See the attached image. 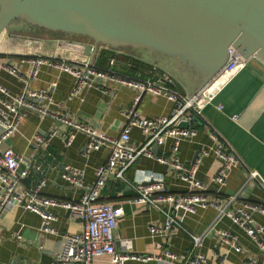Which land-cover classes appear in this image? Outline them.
<instances>
[{
	"label": "crops",
	"instance_id": "obj_1",
	"mask_svg": "<svg viewBox=\"0 0 264 264\" xmlns=\"http://www.w3.org/2000/svg\"><path fill=\"white\" fill-rule=\"evenodd\" d=\"M42 38L45 40H41ZM56 39L60 38L14 34L10 25L0 34V63L11 61L14 64L21 54L53 53L60 46ZM109 49L112 50L111 54L103 59L102 63H106L108 58L114 56L116 67L122 71L153 78H159L156 74L163 77L170 73L183 86L185 93L197 90L205 77L188 59L180 60L168 56L159 60L156 56L150 57V60H143L137 55H128L115 48ZM132 59L141 60L146 65L136 66ZM20 68L22 71L28 70L30 62L20 63ZM51 81H56L57 84L53 98L48 104L50 110L115 136L124 128L126 123L124 111L131 107L135 96L132 88L113 84L104 92L91 86L85 89L81 97L70 96L73 76L67 71L47 64L40 65L36 77L30 81L29 86L40 88ZM0 82L13 93L20 92L23 87L20 80L5 70L0 72ZM217 103L223 105L222 110L217 109ZM172 107L173 102L166 97L145 92L136 109L140 115L154 117L159 114L169 115ZM203 113L204 117H198L190 122L189 126L196 130L195 134L180 141L178 152L180 159L186 163L191 162L199 155L200 149L211 142L204 126V119L208 120L225 138L240 160L231 167L224 183L210 181L207 192L222 206L225 204L228 206L226 199L229 196H235L229 206L264 203V189L261 184L255 179H247L248 171L251 169H256L264 178V62L255 56L251 57L248 65L231 78L212 103L204 108ZM233 115H236V118H233ZM53 126H56L60 133L53 136L43 147L35 150L29 139L35 134L46 137ZM69 128L51 117H42L39 113L31 111L21 121L18 130L4 143L25 155L23 167L27 165L28 160L34 162V166L30 167L24 179L25 184L33 185L44 176L46 184L41 190L42 193L61 199H77L81 194L80 188L73 187L61 176L65 166L80 169L83 182L89 184L95 179L96 167L104 163L109 154L106 147L86 151L87 136L82 131L74 132L70 144H65L63 133ZM130 140L137 145L145 141L139 127H131ZM170 141L167 138L157 145L153 157L141 156L126 169L125 177L132 180L136 169L142 168L162 173L170 190L185 189L184 182L175 175V172L156 159V155L169 152ZM219 162L214 153L204 155L198 169V177L204 182L207 181L208 175L216 171ZM36 165L40 168L37 169ZM133 194V187L126 180L117 178L109 179L100 194V200L122 203L124 206L125 212L118 219L114 230L117 248L124 250L125 247H130L134 253L150 256L148 259H128L124 264H173L169 259L158 260L154 255H162L163 248L186 254L193 243L191 235H200L211 225L236 235L239 249L221 244L214 232L207 233L202 236L200 250L209 262L216 263L223 259L222 264H249L251 261L253 264H264V237L262 246L239 223L227 216L216 218L218 210L215 206L197 207L192 212L179 209L176 218L180 226L175 225L169 235H153L150 226L162 223L165 216L152 205L130 204L128 200ZM51 209L57 215L53 223L55 228L53 233L41 230L40 215L22 206H13L0 214V264H54L55 255L63 245V234L80 231L82 223L78 219H73L68 211L61 207L54 206ZM252 218L256 225L264 229L263 213L253 211ZM16 234L20 237H16ZM93 264H110L109 257L98 256Z\"/></svg>",
	"mask_w": 264,
	"mask_h": 264
},
{
	"label": "built area",
	"instance_id": "obj_2",
	"mask_svg": "<svg viewBox=\"0 0 264 264\" xmlns=\"http://www.w3.org/2000/svg\"><path fill=\"white\" fill-rule=\"evenodd\" d=\"M56 42L60 46L53 53L21 54L14 64L11 61L0 63V72L5 70L23 83L21 91L13 93L0 82V214L13 206H22L38 213L41 217V230L49 233L55 232L53 223L57 215L51 209L54 206L65 209L73 219L80 220L82 223L80 231L63 234V245L55 255L54 264H93L94 260L101 255H107L110 264H124L128 259H148L150 256L134 253L130 247L119 250L116 246L114 230L118 219L125 212L124 206L122 203L99 200V198L107 181L117 178L126 180L133 187L134 194L128 200L130 204L146 203L164 214L165 220L162 223L150 226V232L153 235H169L175 225L180 226L176 218V212L179 209L192 212L197 207L213 205L218 210L216 218L229 217L247 229L251 237L263 246L264 229L254 223L252 212L258 211L264 214V203L229 206L231 200L235 198V196H229L226 199L228 206L226 204L222 206L207 192L210 181L224 183L231 167L240 160L219 131L204 119V126L211 142L200 149L199 155L189 163L182 161L178 154L180 141L196 132L189 126L190 122L196 116L204 117V108L212 103L237 72L248 65L251 57H245L232 44L228 45L223 64L197 90L185 93L173 86L171 80L164 81L160 77H144L119 70L114 56L108 58L106 63H99L98 53L105 46H99L97 52L89 56L85 53V45L91 42L66 39H56ZM71 42H74L77 47L65 45ZM24 61L30 62V68L26 71L20 68V63ZM41 64L55 66L73 76L74 82L69 92L70 96L81 97L85 89L91 86L104 92H107L113 84L132 88L135 96L131 107L124 111L126 123L121 132L116 136L111 135L85 122L50 110L48 104L53 98L56 81H51L40 88L29 86ZM163 77L169 79L167 74ZM145 92L171 100L173 102L171 113L154 117L140 115L136 106ZM216 107L222 110L223 105L217 103ZM31 111L39 113L42 117H51L70 127L66 133H63L64 143L67 145L70 144L74 132L82 131L87 136L86 151L99 147L108 148V157L104 163L96 167L95 179L92 183L83 182L80 169L64 167L61 176L73 187L81 190L77 199H61L43 194L41 190L46 184L44 176H41L33 185L25 184L24 179L30 167L34 166V162L28 160L27 165L23 167L25 155L10 145H4ZM232 117L236 118V115ZM182 121L187 122L188 125L180 126ZM133 126L139 127L145 136V141L139 145L130 140V129ZM58 133H60L58 128L53 126L46 137L35 134L29 142L35 150H38ZM167 138L171 140L169 152L156 155V159L172 169L184 182L186 188L170 190L162 173L142 168L136 169L132 180H128L125 177L126 169L141 156L153 157L155 155L153 145L155 143L159 145ZM210 153H214L220 162L216 171L208 175V180L204 182L198 177V169L202 157ZM36 168L39 169L40 166L36 165ZM247 179L257 180L264 189V178L256 169L248 171ZM210 232L217 234L221 244L239 249L236 235L211 225L204 233L191 235L193 243L186 254L163 248L162 255H154V257L158 260L169 259L173 264H222L223 259L216 263L209 262L200 250L202 236ZM15 236L20 237L18 234ZM249 264H253V261Z\"/></svg>",
	"mask_w": 264,
	"mask_h": 264
},
{
	"label": "water",
	"instance_id": "obj_3",
	"mask_svg": "<svg viewBox=\"0 0 264 264\" xmlns=\"http://www.w3.org/2000/svg\"><path fill=\"white\" fill-rule=\"evenodd\" d=\"M20 19L89 37V56L99 46L129 45L188 59L205 76L202 83L223 64L230 44L264 62V0H0V34ZM167 76L156 74L184 91Z\"/></svg>",
	"mask_w": 264,
	"mask_h": 264
},
{
	"label": "rangeland",
	"instance_id": "obj_4",
	"mask_svg": "<svg viewBox=\"0 0 264 264\" xmlns=\"http://www.w3.org/2000/svg\"><path fill=\"white\" fill-rule=\"evenodd\" d=\"M11 27H13L14 34H19L22 36H32V37H52V38H60V39H66L70 41H87L91 42V39H86L78 36L71 35L70 33H60L55 32L52 33L50 31L40 30L35 28V25H32L31 23H28L24 20H16L13 21L11 24ZM17 28V29H15ZM12 30V29H11ZM117 50H121L122 52L127 53L128 55H137L138 57H141L143 60H150V57H156L158 56L159 60H162L165 57H168L169 55H163L158 51H149L142 47H133L130 48H121L116 47ZM171 57V56H170Z\"/></svg>",
	"mask_w": 264,
	"mask_h": 264
},
{
	"label": "trees",
	"instance_id": "obj_5",
	"mask_svg": "<svg viewBox=\"0 0 264 264\" xmlns=\"http://www.w3.org/2000/svg\"><path fill=\"white\" fill-rule=\"evenodd\" d=\"M67 34H68V33H67ZM74 36H77V35H74ZM86 39H88V38H86ZM89 39H90V38H89ZM111 51H112V50H110L109 48H106V47L102 48V49L100 50V52L98 53V57H97L98 62H99V63L104 62L103 59L109 57V55L111 54ZM132 62H133L134 65H136V66H141V65L144 66V65H146L143 61H141V60H137V59H132ZM99 200H100V198H99Z\"/></svg>",
	"mask_w": 264,
	"mask_h": 264
},
{
	"label": "flooded vegetation",
	"instance_id": "obj_6",
	"mask_svg": "<svg viewBox=\"0 0 264 264\" xmlns=\"http://www.w3.org/2000/svg\"><path fill=\"white\" fill-rule=\"evenodd\" d=\"M35 28L40 29V30L50 31V32H52V33H55V32L65 33V32H62V31L49 30V29H46V28L38 27V26H35ZM70 34H71V33H70ZM71 35H77L78 37L88 38V39H89V37H87V36H85V35H80V34H71ZM87 41H88V40H87ZM120 47H121V48H128V47H129V48H130L131 46H129V45H121Z\"/></svg>",
	"mask_w": 264,
	"mask_h": 264
},
{
	"label": "bare ground",
	"instance_id": "obj_7",
	"mask_svg": "<svg viewBox=\"0 0 264 264\" xmlns=\"http://www.w3.org/2000/svg\"><path fill=\"white\" fill-rule=\"evenodd\" d=\"M67 47H77V45L74 43V42H71V43H68V44H65Z\"/></svg>",
	"mask_w": 264,
	"mask_h": 264
}]
</instances>
